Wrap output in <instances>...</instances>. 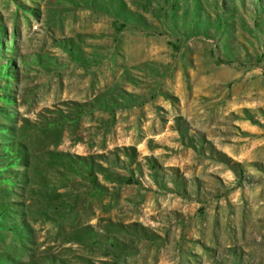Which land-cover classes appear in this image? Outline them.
Masks as SVG:
<instances>
[{
	"label": "rangeland",
	"instance_id": "1",
	"mask_svg": "<svg viewBox=\"0 0 264 264\" xmlns=\"http://www.w3.org/2000/svg\"><path fill=\"white\" fill-rule=\"evenodd\" d=\"M0 207V264H264V0H0Z\"/></svg>",
	"mask_w": 264,
	"mask_h": 264
},
{
	"label": "trees",
	"instance_id": "2",
	"mask_svg": "<svg viewBox=\"0 0 264 264\" xmlns=\"http://www.w3.org/2000/svg\"><path fill=\"white\" fill-rule=\"evenodd\" d=\"M86 165V164H85ZM87 168V165L85 166ZM134 180L130 179L129 183H132ZM2 209V210H1ZM4 213V208L0 207V216Z\"/></svg>",
	"mask_w": 264,
	"mask_h": 264
}]
</instances>
